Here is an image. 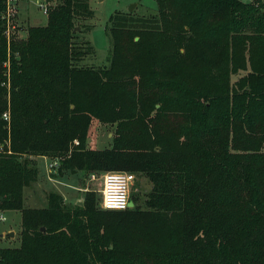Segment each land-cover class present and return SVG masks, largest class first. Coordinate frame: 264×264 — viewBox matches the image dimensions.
Segmentation results:
<instances>
[{"label": "trees", "instance_id": "obj_1", "mask_svg": "<svg viewBox=\"0 0 264 264\" xmlns=\"http://www.w3.org/2000/svg\"><path fill=\"white\" fill-rule=\"evenodd\" d=\"M44 1L46 23L10 42L0 85V208L21 213L19 245L0 248V264H264V3L114 11L95 66L81 62L96 51L75 31L90 1ZM93 121L114 126L109 147L88 146ZM34 156L57 158L60 174L134 171L152 189L144 207L96 210L89 192L68 207L50 192L27 208Z\"/></svg>", "mask_w": 264, "mask_h": 264}, {"label": "rangeland", "instance_id": "obj_2", "mask_svg": "<svg viewBox=\"0 0 264 264\" xmlns=\"http://www.w3.org/2000/svg\"><path fill=\"white\" fill-rule=\"evenodd\" d=\"M90 7L94 12L91 18L80 19L76 21V28L78 32L77 41H84L88 39L93 47L95 48L96 54L94 57H85L82 59V63L94 64L95 66H101L106 64V59L108 57V51L110 48V40L106 33L105 26L107 25V20L109 16L114 11L128 12V8L132 4L137 6L132 13L134 17H149L150 13L155 11L154 0H89ZM244 2L250 3L255 0H242ZM264 3V0H260ZM51 3L44 0H19L18 1V12L14 19L15 28L12 29L10 33V42L15 40H21L27 36V29L32 26H41L46 23L47 19V9L44 10V6L49 7ZM4 8L0 13V20L2 21V34L5 38L4 30H6V25L1 15ZM90 26L91 30L86 34V26ZM6 40V38H5ZM6 53L7 58L3 63V76L4 79L1 81V86L4 83L9 86V45L6 41ZM92 58V59H91ZM237 77L233 76L232 81ZM7 106L6 110L10 117V98L6 95ZM114 132V126L109 124H101L99 122L93 121L89 129L88 135V145L92 148L102 149L110 146L111 138ZM76 145L73 142L70 146V151L72 147ZM245 154V153H243ZM34 156L32 158V163L37 169V179L28 185L24 186L23 191V206L27 208H44L47 203V195L50 192H55L63 197V202L68 207H74L76 200L81 199L84 201L86 192L93 194L95 209L100 211H109L102 206V184H103V174L108 171H76L69 172L64 171L61 174L57 171L49 175L47 164L54 160V158H49L47 156ZM57 159V158H56ZM116 172H124L132 174L134 179L129 188V199L133 201L134 207L139 204L140 207H144V203L147 200L148 193L152 189V182L143 174L120 170ZM131 208V207H130ZM117 212V211H116ZM0 213H3L7 220L0 222V233L13 230L14 237L0 238V248L5 247H17L20 242V229H21V213L18 210H7L0 208ZM120 218V215L115 217H109L112 223Z\"/></svg>", "mask_w": 264, "mask_h": 264}, {"label": "built area", "instance_id": "obj_3", "mask_svg": "<svg viewBox=\"0 0 264 264\" xmlns=\"http://www.w3.org/2000/svg\"><path fill=\"white\" fill-rule=\"evenodd\" d=\"M19 0H4V10L2 19L5 22L6 30H4L7 44H10V33L15 28L14 19L18 12ZM47 7L44 6L46 12ZM5 84V83H4ZM1 117L5 121H9V113L4 111ZM75 144L78 142L75 140ZM58 159L54 158L48 164V174L57 171ZM134 177L132 174L116 171H108L103 174L102 184V206L106 210H124L129 208V188ZM7 218L3 213H0V222L6 221Z\"/></svg>", "mask_w": 264, "mask_h": 264}, {"label": "water", "instance_id": "obj_4", "mask_svg": "<svg viewBox=\"0 0 264 264\" xmlns=\"http://www.w3.org/2000/svg\"><path fill=\"white\" fill-rule=\"evenodd\" d=\"M137 5L136 4H132L129 6L128 8V12H131L133 11V9L136 7ZM79 28H75V31H77ZM77 205H82L83 204V200L82 198L81 199H78L76 200L75 202ZM134 205L133 201H129V207H132ZM44 228L42 227L41 228V231H43ZM15 233L13 230H9V231H6V232H2L0 233V238H9V237H14Z\"/></svg>", "mask_w": 264, "mask_h": 264}, {"label": "crops", "instance_id": "obj_5", "mask_svg": "<svg viewBox=\"0 0 264 264\" xmlns=\"http://www.w3.org/2000/svg\"><path fill=\"white\" fill-rule=\"evenodd\" d=\"M89 146V145H88ZM90 147V146H89ZM91 149H96V147L95 148H92V147H90ZM42 158H44L45 159V157L44 156H41Z\"/></svg>", "mask_w": 264, "mask_h": 264}]
</instances>
